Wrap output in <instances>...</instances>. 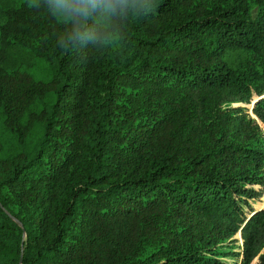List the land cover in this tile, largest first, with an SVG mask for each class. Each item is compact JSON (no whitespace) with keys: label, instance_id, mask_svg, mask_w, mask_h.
Returning a JSON list of instances; mask_svg holds the SVG:
<instances>
[{"label":"trees","instance_id":"obj_1","mask_svg":"<svg viewBox=\"0 0 264 264\" xmlns=\"http://www.w3.org/2000/svg\"><path fill=\"white\" fill-rule=\"evenodd\" d=\"M87 23L0 0V264H264V0Z\"/></svg>","mask_w":264,"mask_h":264},{"label":"clouds","instance_id":"obj_2","mask_svg":"<svg viewBox=\"0 0 264 264\" xmlns=\"http://www.w3.org/2000/svg\"><path fill=\"white\" fill-rule=\"evenodd\" d=\"M127 3L128 0H27V7L43 9L50 17L74 25L69 39H84L91 35L87 22L93 12L101 17L112 16Z\"/></svg>","mask_w":264,"mask_h":264},{"label":"rangeland","instance_id":"obj_3","mask_svg":"<svg viewBox=\"0 0 264 264\" xmlns=\"http://www.w3.org/2000/svg\"><path fill=\"white\" fill-rule=\"evenodd\" d=\"M35 75L37 76H41L44 74L45 68L44 66H41L39 64H35ZM233 105H237V104H233ZM240 106L243 107H247L248 109L246 110V112H248V114L250 115V117H254L251 111V104H244L241 103L239 104ZM259 123V122H258ZM261 129L263 130V134L259 135V143H257L258 145H261L262 141L264 140V127L261 123H259ZM4 146L10 148L12 147H16V141L14 139H12L11 137H9L8 135L5 136L4 138ZM264 197L262 196L260 199H253L251 200L252 204H256L259 205L262 201H263ZM235 238V240H226L225 242H223V245H227L225 248L226 250H232V251H242V240L240 235H238V232L232 237ZM225 248H223L225 250ZM226 260L233 262L235 264H242V259L241 256H236V255H228L225 257Z\"/></svg>","mask_w":264,"mask_h":264},{"label":"water","instance_id":"obj_4","mask_svg":"<svg viewBox=\"0 0 264 264\" xmlns=\"http://www.w3.org/2000/svg\"><path fill=\"white\" fill-rule=\"evenodd\" d=\"M253 104H254V103H251V108H252ZM238 233H239V235H240V230L238 231Z\"/></svg>","mask_w":264,"mask_h":264}]
</instances>
